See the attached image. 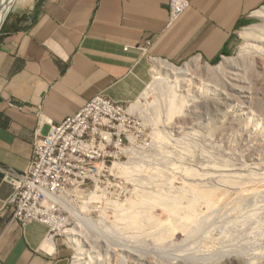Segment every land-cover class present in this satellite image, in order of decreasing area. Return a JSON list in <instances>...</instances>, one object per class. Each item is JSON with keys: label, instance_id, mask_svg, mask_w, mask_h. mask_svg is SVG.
Instances as JSON below:
<instances>
[{"label": "crops", "instance_id": "0c3cea01", "mask_svg": "<svg viewBox=\"0 0 264 264\" xmlns=\"http://www.w3.org/2000/svg\"><path fill=\"white\" fill-rule=\"evenodd\" d=\"M188 1L168 25V0H19L0 29V168L24 173L34 132L46 135L49 122L74 117L96 95L132 104L152 59L217 62L232 51L237 29L264 5ZM12 191L0 172V264H72L65 248H44L46 225L11 220Z\"/></svg>", "mask_w": 264, "mask_h": 264}, {"label": "rangeland", "instance_id": "374dc122", "mask_svg": "<svg viewBox=\"0 0 264 264\" xmlns=\"http://www.w3.org/2000/svg\"><path fill=\"white\" fill-rule=\"evenodd\" d=\"M18 2L19 0H13L4 21L11 9H13L14 5ZM263 10L264 5L258 11L262 12ZM257 12L253 14L244 25H241L240 28L237 29L232 51L213 64L206 63L197 56L179 63H172L162 59L151 60L148 67L149 76L144 84L142 93L136 101L130 104L131 106H135L136 104V106L132 108L135 109L134 111H136L141 118L142 128L139 132L135 133L133 144L126 145V148L130 149L129 152H125L124 156L120 155L113 166L109 163V169L114 176V181H111V183H116L118 186L103 188L102 193L98 194L99 198H94L96 202H93V199L86 198L85 203L81 205L80 208L72 211L78 217H76L77 222L66 226V230H73L77 223H79V221L81 222L82 232L85 233L89 239L93 240L94 252L99 254L100 261L98 264H143L133 262L130 255L131 252L145 258H151L156 264H177L180 261L194 264H264V174L261 173V171L264 170V162L262 160L264 159V155L261 156L263 151L259 154L258 151L262 149L257 145L258 143H251L250 146L252 148L255 146L254 151H257L256 153L260 155H255L254 159V157L251 156L252 153H248V150L244 148L242 143L244 139L238 127L224 122L227 120L225 114L228 110H233L237 113L243 111L245 112L244 124H247L245 127L249 128L250 126L252 130L253 127H255L256 129L254 128V131L258 130L257 132H261V134L264 135V113H262L264 112V96L262 95V93L264 94V76L259 77V75H257L259 71L255 70L257 68L256 65H258V59L252 60V62H250L251 65L248 64L250 66L249 69L247 65H244V71L247 73L245 77L248 76L246 78L249 83L252 84H250L252 98L244 100L239 96L242 94L240 90L236 93L233 102H227L222 95L220 99L221 107L217 110L213 109L206 98L196 96L192 92L187 94L183 93L176 83L170 82V79H167L168 82H165L167 81L166 79L164 83L159 82L157 75L153 73L155 61L166 62L176 68L190 66L196 60H199L202 65L206 64L211 67L222 66L225 62H229V67L231 66L233 69L237 66L236 63H240L242 57V59L246 61L248 60L247 56L249 57L251 55L248 45L250 42L243 37L244 29L250 27L258 31H263L264 29V18L261 12L259 14ZM4 21L1 23L0 29ZM163 84L169 86L167 89L168 91L173 89V95L175 93V97L181 100L180 109H177L173 114H169L167 111V109H169V106H167V103H169L166 98L167 95L165 96V93L159 90L160 86L162 88L165 86ZM169 84L175 87L172 86L171 88ZM165 88L167 87L165 86L164 89ZM218 89L221 92L232 94V91L228 87L220 86ZM167 90L165 89V92H167ZM172 91L170 92L172 93ZM161 94L164 95V97L161 96V98ZM163 99L164 104L162 101ZM182 114L186 115V130L183 129V133L181 132L182 134L164 128L166 122H170L174 119V116L176 117ZM184 148L189 152L190 150L193 152L189 153ZM178 150L180 152H178ZM229 151L230 153L232 151L231 154L233 155L235 153V155L232 156L230 153L228 154ZM183 154H187L191 161L188 160L189 162H184L185 155L182 160ZM236 154H238L239 157ZM227 155H230V157ZM198 156L200 158L202 156L204 160L206 156L207 158L212 157V159L214 157L217 161H221L220 164L222 163L224 166L230 164L232 167H241V175L243 177L241 176L239 180H244V182L241 181V183L237 179L239 184L238 182L236 183L239 186L235 183L237 187L234 185L232 187L236 188L233 189L229 187L228 189V186H216L215 184L213 185V183H198L188 180L190 174L194 171L195 173L197 172V174H201L202 171L199 169L205 167V165H213V162L216 166L219 165V162H216L215 159L207 160L206 158L205 162L201 158L204 166L201 164L200 166V162H197L198 166L196 164V161L200 160ZM207 161L209 164H207ZM211 161L213 162L211 163ZM254 161L255 165L256 163H261L262 165H256L257 168L254 165V169H252V162L254 163ZM222 164L220 167H222ZM258 167L259 170L261 167L263 168L259 171ZM243 169L250 170L251 172L248 171V175L246 173L247 170L243 171ZM262 172L264 173V171ZM245 173L247 174L246 176H248L247 178L244 177ZM155 174L157 177H155ZM151 175H153L154 178ZM249 176H252V178L250 179ZM237 177L239 178L240 176ZM153 179L158 182H153ZM149 180L152 181L153 184H156L150 185ZM163 183L166 184V188H163L164 191L161 187V184L165 185ZM182 183L185 185L187 184L188 187L197 191L200 195V199L196 202L194 219L192 222L191 220L184 221L189 225L184 229L185 231L183 228L180 230V227H175L168 229L165 231L166 234H164L165 232L163 233L162 231L164 230L163 224L170 213L166 212L167 210L160 206L161 199L158 197L156 189L161 187V191L164 193H166L165 191L167 190L171 193L173 191L177 192L183 185ZM108 192L110 194H108ZM180 192L184 194L181 190ZM206 198L211 200L210 202L216 206V209L213 208L214 206L212 205L213 210L210 208V211L207 209L205 212L204 207L206 202L204 200ZM182 205L184 204L182 203ZM137 206L141 211L137 210ZM134 210L136 212H133ZM137 211L142 213L143 219L141 217V220H144V222H140L143 224L139 223L141 227L138 223L136 224L139 227L138 229L137 226H135V222L129 220L130 215L133 213L136 214ZM144 211L146 212L143 213ZM148 217L149 222L147 221V223L145 221ZM81 219H86L87 222L83 224ZM89 222L92 224V227L86 225ZM150 222H152V224H150ZM156 224L162 225L160 227L161 237L159 236L161 239L158 235L155 236L156 228L154 230L155 234H153V231V233L150 231L154 229ZM64 229V227L60 229L55 228V243L60 248H65L68 251L72 264H78V259L76 260L78 251L71 243L68 233H63ZM169 230L172 232L171 234ZM101 232L109 235L112 241L111 248H123L120 252L121 257L119 261H114L115 259L113 257L106 254L104 250L106 248V246H104L105 241ZM163 235L165 236L163 237ZM169 235L172 236L170 237ZM85 249L90 251L91 246L90 248L86 246ZM228 256L232 258L229 257V259L227 258ZM234 259L238 261V263H235Z\"/></svg>", "mask_w": 264, "mask_h": 264}, {"label": "built area", "instance_id": "2783aa9c", "mask_svg": "<svg viewBox=\"0 0 264 264\" xmlns=\"http://www.w3.org/2000/svg\"><path fill=\"white\" fill-rule=\"evenodd\" d=\"M189 5L188 0H168V25ZM8 104L22 106L14 101ZM129 106L96 95L74 117L49 122L46 135L37 129L27 170L18 174L0 168L3 181L13 188L7 201L11 220L21 227L44 224L49 229L47 238L55 242V228L64 227V233L67 225L77 222L71 211L80 208L86 198L96 202L103 188L117 187L111 183L114 176L109 163L113 166L125 155L126 145L133 144L135 133L142 128L141 118ZM37 116L40 126L41 113Z\"/></svg>", "mask_w": 264, "mask_h": 264}, {"label": "bare ground", "instance_id": "6f19581e", "mask_svg": "<svg viewBox=\"0 0 264 264\" xmlns=\"http://www.w3.org/2000/svg\"><path fill=\"white\" fill-rule=\"evenodd\" d=\"M13 2V0H0V26H1V23L4 21V18L11 6V3ZM261 11H258L257 13L259 14ZM261 15L263 16L264 18V10L261 12ZM243 37L248 41L250 42L249 45V48H250V52H251V55L247 58L248 60L245 61V59L243 60L241 58V61L240 59V63H236L237 66L234 67L233 69L231 68V66L229 67V62H225L224 65H219V66H215V67H211V66H208L206 64H200L199 60H196L195 62H193L190 66H184L183 68H176L174 66H172L171 64L169 63H166V62H163V61H155L154 63V70H153V73L157 75V79L159 80V82H162L164 83L165 79H170V82H174L177 84V86L180 87V90L187 94L189 92H192L193 94H195L196 96H199L201 98H206V100L208 102H210L211 106L213 107V109L217 110L221 107V102H220V99H221V96L223 95V97L225 98V100L227 102H233L235 97H236V93H238V90L241 91L242 94H240L239 96L242 97L244 100L246 99H251L252 98V92H251V88H250V84L249 81L247 80L246 76L245 77V71H244V65H247V68L249 69V65L250 62H252V60H255V59H258L257 61V68L255 70H258L259 73L256 74L259 75V77H262L264 76V29L263 31H258L257 29H254V28H246L244 29L243 31ZM239 62V61H238ZM229 64V65H228ZM228 65V66H227ZM251 65V64H250ZM246 67V66H245ZM252 67V66H251ZM251 70V69H250ZM250 78V77H249ZM259 79V78H258ZM262 79V78H261ZM264 79V77H263ZM257 80V79H256ZM258 81V80H257ZM256 81V82H257ZM261 81V80H260ZM165 82H168L165 81ZM169 82V83H170ZM172 83V84H174ZM264 83V82H263ZM262 83V84H263ZM165 85V84H163ZM171 85V84H169ZM252 85V84H251ZM167 88H165L166 90L168 89V85L166 84L165 85ZM164 86V87H165ZM172 86L174 85H171L170 87L172 88ZM220 86H223V87H228L231 91H232V94H227V93H224V92H221L219 91V87ZM261 86V85H260ZM259 86V87H260ZM164 87L162 88L160 86L159 90L163 93H165L164 95L166 96L167 95V99H168V102L167 103L169 106V109H167L168 113L169 114H173L177 109H180L179 106H180V101L181 100H178L175 96L176 94L174 93L173 95V89L172 90H167V92H165V89ZM175 87V86H174ZM264 87V85H263ZM164 89V90H163ZM159 91V92H160ZM172 91V93L170 92ZM217 92V93H216ZM264 92V91H263ZM159 94V93H158ZM260 94V93H259ZM144 95V94H143ZM164 95H160L164 97ZM256 95V94H255ZM262 95L264 96V94L262 93ZM259 96V95H258ZM159 97V96H158ZM257 97V96H256ZM162 98V97H161ZM255 98V97H253ZM264 98V97H263ZM165 99V98H164ZM164 99L162 100L163 101V104H164ZM166 99V100H167ZM258 99V98H257ZM262 100V99H261ZM264 100V99H263ZM160 101V100H159ZM161 102V101H160ZM252 102V101H251ZM260 102V101H259ZM254 103V102H253ZM256 103V102H255ZM135 104V103H134ZM156 104V103H155ZM154 104V105H155ZM258 104V103H257ZM264 104V103H263ZM153 105V107H154ZM252 105V103H251ZM261 105V104H260ZM136 106V104H135ZM135 106H131L129 107V111H134L135 109H133L132 107H135ZM138 106V105H137ZM150 106V105H149ZM148 106V107H149ZM165 106V105H164ZM159 107V106H158ZM157 107V109H158ZM252 107V106H250ZM249 107V109H250ZM256 107V106H255ZM264 107V106H263ZM138 108V107H137ZM155 108V107H154ZM165 108V107H164ZM182 108V107H181ZM257 108V107H256ZM139 109V108H138ZM254 109V108H253ZM140 110V109H139ZM166 110V109H164ZM158 111V110H156ZM179 111V110H178ZM258 111V110H257ZM166 112V111H165ZM181 112V111H180ZM262 112V111H261ZM155 113V112H154ZM182 113V112H181ZM264 113V112H262ZM156 114V113H155ZM249 114V113H248ZM253 114V113H252ZM185 116L186 115H179V116H174V119L170 122H166L164 124V128L165 129H169V130H173L175 132H177L178 134H180L183 129H185V123H186V119H185ZM250 116V115H249ZM225 117L227 118V120H225L224 122H228V124H232L233 126L235 125L236 127H238V129L241 131V136L243 137L244 139V142L243 143V146L246 150H248V153H252L251 156L254 157L255 155H259L260 153H262L263 151V154H261V156L264 155V135L261 134V132H257V131H254L256 128L253 127V130L250 128V124L248 125L249 128L245 127L247 126V124L245 125L244 124V117H245V112L243 111H239L238 113L235 112V111H231V110H228L225 114ZM171 118V117H170ZM165 122V121H164ZM163 122V123H164ZM223 123V122H222ZM246 123V122H245ZM162 127V126H161ZM163 128V127H162ZM163 128V129H164ZM255 128V129H254ZM186 130V129H185ZM184 130V131H185ZM238 130V131H239ZM183 133V132H182ZM181 133V134H182ZM240 133V132H239ZM264 134V133H263ZM258 143L257 145L262 149L260 151H258V153H256L254 151V147L253 148L250 146V144H254V143ZM192 143V142H191ZM240 143H241V140H240ZM194 144V143H192ZM188 145V144H187ZM189 147V146H188ZM187 147V148H188ZM194 147V146H193ZM213 147V146H212ZM211 147V149H212ZM214 148V147H213ZM243 148V147H242ZM257 148V147H256ZM186 149V148H184ZM193 149V148H192ZM232 149V148H231ZM259 149V148H258ZM258 149H255V150H258ZM126 150V149H125ZM130 149L127 148L126 152L128 153ZM181 150V148H180ZM235 150V149H234ZM232 150V151H234ZM244 150V149H243ZM133 151V150H132ZM187 151V149H186ZM231 151V153H232ZM245 151V150H244ZM167 152V151H166ZM178 152H180L178 150ZM189 152V151H187ZM190 152H193L190 150ZM189 152V153H190ZM197 152V151H195ZM199 152V151H198ZM215 152V151H214ZM168 153V152H167ZM171 153V151H170ZM173 153V152H172ZM177 153V152H176ZM227 153V152H226ZM225 153V155H226ZM230 153V151L228 152V154ZM230 153V154H231ZM246 153V152H245ZM244 153V154H245ZM178 154V153H177ZM203 154V153H202ZM200 154V155H202ZM219 154V153H218ZM240 154V153H239ZM184 155L183 154V157H182V160L184 158ZM193 155V154H192ZM196 155V154H195ZM199 155V156H200ZM205 155V154H203ZM207 155V153H206ZM212 155V154H210ZM232 155V154H231ZM235 153L232 155L234 156ZM238 157L239 155L236 154ZM250 155V154H249ZM198 156V157H199ZM208 156V155H207ZM207 156L205 157V160L207 158ZM214 156V155H213ZM230 157V155H227ZM260 156V155H259ZM177 157V156H175ZM197 157V158H198ZM204 157V156H203ZM226 157V156H225ZM240 157H241V154H240ZM196 158V159H197ZM202 158V156H201ZM201 158L199 157V159L201 160ZM210 158V159H209ZM207 158V160H213L215 159L213 157H209ZM217 158V157H216ZM227 158V157H226ZM237 158V157H236ZM259 158V157H257ZM263 158V157H262ZM203 159V158H202ZM218 159V158H217ZM255 159V157H254ZM190 159V157L186 154L185 155V161H188ZM196 161V164L197 162L199 163V165H203L202 163V160L200 161ZM203 159V161H205ZM216 160V159H215ZM221 160V159H220ZM259 160V159H258ZM261 160V159H260ZM263 162H264V159H262ZM227 161V160H226ZM252 161H253V158H252ZM183 162V161H182ZM189 162V161H188ZM206 162V161H205ZM210 162V161H209ZM213 161H211L212 163ZM216 162H219V165L216 166V164L213 162V165H208L205 167H201V174H197V172L195 173L192 172L188 178V180H192V181H195V182H198V183H213V185L215 184L216 186L217 185H222V186H228V189L229 187L231 188L233 185L236 186L239 184V182L237 181V179L239 180L241 178V172H242V169L241 167L239 166H231L230 164H226V166H224L222 163V167L220 162L221 161H217ZM223 162V161H222ZM210 163V164H211ZM225 163V162H224ZM195 164V165H196ZM207 164L208 161H207ZM253 166H252V169H254V165H255V161L254 163L252 162ZM250 164V165H252ZM264 164V163H263ZM121 165V164H119ZM198 165V164H197ZM198 165V166H199ZM200 165V166H201ZM230 165V166H228ZM257 166H261L262 164L260 163H256ZM255 165V167H256ZM123 166V165H121ZM204 166V165H203ZM249 167V166H248ZM246 167V168H248ZM123 168V167H122ZM180 168V167H178ZM243 168V167H242ZM257 168V167H256ZM263 168V167H261ZM260 168V170H262ZM264 169V168H263ZM244 170H247V169H243ZM257 170V169H256ZM258 170H259V167H258ZM259 170V171H260ZM180 171V170H179ZM189 171V170H188ZM250 171V170H247L246 173ZM258 171V172H259ZM264 171V170H262ZM261 171L262 174H264L263 172ZM181 172V171H180ZM185 172H186V169H185ZM185 172H183L184 174H186ZM251 172V171H250ZM255 172V171H254ZM179 173V172H178ZM182 173V172H181ZM245 173V176L244 177H248L246 176L247 174ZM253 173V171H252ZM259 174V173H258ZM260 174V175H262ZM156 175V174H155ZM249 175V174H248ZM254 175V174H253ZM252 175V176H253ZM257 175V174H256ZM259 175V176H260ZM153 178L154 176L151 175ZM150 176V177H151ZM185 176V175H184ZM183 176V177H184ZM237 176H240L239 178ZM252 176H249V178L251 179ZM258 176V175H257ZM263 176V175H262ZM157 177V175L155 176ZM243 177V176H242ZM256 177V176H254ZM187 178V177H186ZM248 178V180H249ZM140 179V178H138ZM157 179V178H156ZM243 179V178H242ZM187 180V179H186ZM150 181V180H149ZM207 181V182H206ZM209 181V182H208ZM240 182L242 180H239ZM152 181H150V185L153 184V182H158L157 180L154 181L153 179V182L151 183ZM238 182V184L236 183ZM244 182V180L242 181ZM241 182V183H242ZM155 183V184H156ZM236 183V185H235ZM153 184V185H155ZM165 184V183H163ZM183 185L181 186L180 190L184 193L182 194L179 191H173L172 193L170 191H165L166 193L162 192L161 191V187H162V190L164 191L163 188H166V184L165 185H162L161 184V187L160 188H157L156 189V192H157V195L158 197L161 199V203H160V206L163 207V209H166L164 211L166 212H169V217L167 218V220L164 222L163 226H164V230L163 233L165 231H167L168 229H171V228H175V227H180V230L181 228L186 229L189 225L188 223L184 222V221H189L194 219V211L196 210V202L198 199H200V195L198 194L197 191L193 190L192 188L188 187L187 184L185 185L184 183H182ZM158 185V184H157ZM185 185V186H184ZM160 186V185H159ZM184 186V187H183ZM239 186V185H238ZM154 187H157V186H154ZM183 187V188H182ZM219 187V186H218ZM237 187V186H236ZM236 187H232L233 189L236 188ZM168 188V187H167ZM172 188V187H171ZM227 189V188H225ZM170 190V188H169ZM164 193V194H163ZM179 193V194H178ZM91 198H95L94 195L91 197ZM206 202V205H205V212L207 211V209L210 211L213 206V208L216 209V206L213 205L210 201L209 198H206L204 200ZM214 201V200H213ZM182 203L184 205H182ZM216 204V203H214ZM213 205V206H212ZM217 205V204H216ZM138 208V206H137ZM212 208V210H213ZM142 209V208H141ZM138 211H141L140 208L137 209ZM136 214H134L133 212H136L135 210L131 213L132 215H130V218L129 220H132L133 222H135V226H137L136 224L140 222H144V220L142 221L141 220V217H142V213L138 212ZM72 212V211H71ZM146 211H144L143 213H145ZM204 212V211H203ZM204 212V213H205ZM144 215V214H143ZM151 218V217H150ZM143 219V217H142ZM149 217L147 218V220L145 222H149ZM152 220V219H150ZM82 223L85 224L87 222L86 219H81ZM139 221V222H138ZM131 222V221H130ZM147 222V223H148ZM132 223V222H131ZM130 223V224H131ZM134 224V223H132ZM131 224V225H132ZM140 224H143V223H140ZM150 224H152V222H150ZM86 225H90L92 227V224L87 223ZM130 225V226H131ZM134 226V227H135ZM140 226V225H139ZM149 226V225H148ZM162 225L161 224H156L154 226V229L152 227L153 230H150L153 234H155V231H156V235H158V237L160 236L161 237V232H160V227ZM81 222L79 221V223H77L75 229L73 230H65L64 232L65 233H68V237L71 241V243L74 245V247L77 249V256H76V260L78 261V264H98V262L100 261V258H99V254L97 252H94L95 250L93 249V246H94V243H93V240L92 239H89L88 236L82 232L81 230ZM133 227V226H131ZM133 227V228H134ZM141 227V226H140ZM147 227V226H146ZM106 228V227H104ZM136 228V227H135ZM139 227L137 226V229ZM156 228V230H155ZM92 229V228H91ZM142 229V228H141ZM144 230V229H143ZM146 230V229H145ZM155 230V231H154ZM103 231V230H102ZM177 231V230H176ZM185 231V230H184ZM149 232V230H148ZM170 232V230H169ZM168 232V233H169ZM162 233V234H163ZM168 233H167V237H168ZM172 232H170L171 234ZM166 234V232L164 233ZM101 235L103 236V239L105 241V245L106 248L104 249L106 251V254H108L110 257H113L115 260L114 261H119L120 257H121V250H123V248L120 247V249L118 248H111V243L112 241L110 240L109 238V235L107 234H103L101 232ZM165 235H163L164 237ZM170 236V235H169ZM172 236V235H171ZM170 236V237H171ZM157 237V238H158ZM159 237V238H160ZM158 238V239H159ZM161 239V238H160ZM91 246V249L90 251H88L87 249H85V247L87 246L88 248H90ZM44 248L47 249L49 252L51 251H54L55 249V242L53 240H51V238H47L44 242ZM88 251V252H87ZM131 255V258L133 259V262H136V263H143V264H156L154 263L151 258H148V257H142V256H139L137 254H134V252L130 253ZM230 256H228L227 258H229ZM232 258V257H230ZM229 258V259H230ZM235 258V257H234ZM233 260V259H232ZM238 260V259H237ZM235 261V259H234ZM240 261V260H239ZM226 263V262H225ZM229 263V262H227ZM232 263V262H231ZM235 263H238V261H235ZM177 264H194V263H191V262H184V261H180L179 263ZM222 264V263H221ZM224 264V263H223ZM230 264V263H229ZM233 264V263H232ZM240 264V263H239Z\"/></svg>", "mask_w": 264, "mask_h": 264}]
</instances>
